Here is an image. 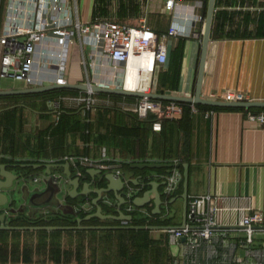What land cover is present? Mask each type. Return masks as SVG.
<instances>
[{"label": "crops", "instance_id": "1", "mask_svg": "<svg viewBox=\"0 0 264 264\" xmlns=\"http://www.w3.org/2000/svg\"><path fill=\"white\" fill-rule=\"evenodd\" d=\"M66 1L69 15H72L74 20L79 18L82 23L101 18L116 19L132 25H139L147 20L148 24L160 35L168 33L172 25H176L181 31L187 32V35L177 34L162 37V41L166 43L169 49V59L165 64L156 65L153 79L158 67L159 78L160 70L169 66L171 54L180 39L183 38L185 39V48L180 85L176 89L170 87L166 89L180 90L186 93L195 91L208 0L205 1L204 5H195L193 0L178 1L174 8L167 6V0ZM38 8L36 0H3L0 15V35L7 28H14L17 24L31 25L32 19L38 13ZM219 10H227L230 17L226 21L225 28L218 30L217 35L213 34L212 28V38L219 40V45L215 63L211 67L212 73L205 77L203 91L204 93L207 91L215 92L221 96L226 89L232 88L242 91L247 99L264 100V33L257 34L260 26L264 32V0H216L215 14ZM196 14H202L205 18L195 20ZM59 15H56V18H59ZM51 17L49 13L45 15L46 21L51 20ZM193 31L201 32V37L193 36ZM228 31H233L235 35L228 36L226 34ZM42 45L46 54L43 60L46 62L48 59L49 65L46 63L38 65V71L44 78V84L54 83L61 66L59 60L56 59L58 51L61 50V43L57 37L50 35ZM68 46L69 52L64 68L65 77L68 81H88L109 86H122L126 63L113 61L103 52L102 46L96 47V45L88 42L86 35L78 29L71 35ZM2 53L3 47H0V59ZM74 53L77 54L75 59H73ZM207 66L209 70L210 63ZM1 77L4 76L0 74V88L2 89L32 85L24 79L6 76L9 78L3 80ZM31 94L33 93L0 97L2 109L18 108L22 110L24 118L20 138L15 141L0 142V158L9 159L7 161L0 160V162H7L9 165H13L15 162L52 163L53 172L63 174L62 183L66 203L74 204L76 209H80L82 206L79 201L87 197L88 202L81 211L89 212L97 210V205L93 199L98 193L90 191L85 195L81 194V191L88 190L84 184L89 182L91 187L96 189L107 183L104 182L106 180L103 179L101 173H92L93 167L79 165L71 157L87 155L101 159L105 155L109 156L110 159L107 161L120 163L122 174L126 179L131 180L121 193L130 200L151 190L150 200L144 206L136 205L139 207V211L146 214L161 215V217L167 214L170 217V224L174 225H181L185 219L189 223L194 222L189 212L187 218L184 215L183 163L187 162L190 170L189 199L194 194H210L217 198L222 207L218 217L219 224L214 228L211 238H199L195 243L184 237L173 241L170 232L166 231L165 228L150 229L158 233L156 235L151 233L152 236L157 239L168 236L167 247L174 259V264H264V227L258 226L254 231L253 240L249 241L248 231L241 222L245 214L255 211H261L264 214V122L251 120L248 108L214 109V112L209 115L207 112H211V108H197L195 111L192 110L191 115L185 117L178 126L168 127L165 137L153 129L148 134L146 133L148 136L146 137L145 148L141 149L140 145L136 144V152L116 150V152L110 153L107 146L97 145L95 139L86 141L84 135L79 133L76 136L72 134L68 136V153L57 154L50 147L45 152L39 146V136L42 132L50 130L54 125L53 123H56L55 117L59 100H61V106L65 107H77L82 103L70 99H61L62 95L46 98ZM91 108L90 118L97 120L98 107ZM85 111L83 109V113ZM125 113L128 112L124 109L117 113L118 116H121V118L118 117L120 119L118 121L134 124L135 120ZM122 114L126 117L124 118ZM111 115L112 113H107L106 116L111 117ZM112 119H115V114L112 115ZM95 126L99 131L108 129L105 124L99 128L97 121ZM184 131L189 132V147L186 152L184 151L186 160L181 161L178 153L181 152ZM67 161L71 163L73 175L81 176V183L77 190L66 173V167L62 165ZM164 161L176 164L174 166L154 167L155 170L148 171L146 169L151 167L142 168L134 165L135 162ZM15 168L39 178L44 176L48 169L46 166L38 168L29 166L26 169ZM161 168L166 169L164 171L160 170ZM80 169L82 174H79ZM115 169L105 171H116ZM168 175H177L178 178L177 188L170 193L167 191ZM152 182H156V185H153ZM156 190H159L166 200V203L162 205L161 213L154 212ZM70 191H73L74 196L70 195ZM129 192L132 193V198L129 197ZM168 196L170 198L166 199ZM103 200H110V206L116 210V212L111 213L119 214L121 209L130 213L128 207L132 202L125 201L121 206V201L114 191L105 192ZM103 211L108 213L105 207H103ZM59 213L63 218L71 215L76 216L71 211L60 210ZM54 216H56L54 212L48 211L40 212L37 217L26 216L25 218L34 222ZM29 237L33 244L37 243L38 234ZM25 238L27 235L24 234L23 239ZM34 253L35 261L32 264H43L42 260H39L37 252ZM52 263V260H48V264ZM8 264L25 263L10 262Z\"/></svg>", "mask_w": 264, "mask_h": 264}, {"label": "trees", "instance_id": "2", "mask_svg": "<svg viewBox=\"0 0 264 264\" xmlns=\"http://www.w3.org/2000/svg\"><path fill=\"white\" fill-rule=\"evenodd\" d=\"M223 17V20H221ZM230 17L227 10H219L215 14L213 34L217 35L218 30H223L226 26V21ZM224 32V31H223ZM262 26L259 27L257 34H262ZM228 36H233V31L226 33ZM185 39L181 38L177 46L174 48L170 64L167 68H162L159 72L158 90L165 91L167 87L178 88L180 85L183 58H184ZM87 94V91L62 87L52 89L31 95L43 96L46 98H55L66 94ZM97 96L103 98H111L115 101L127 100L135 101L138 97L134 95H121L117 93L96 92ZM14 97V96H13ZM17 96L15 97V99ZM167 101V99H164ZM184 112L180 117H162L151 112L146 117H140L138 113L125 110L134 120V124H129L125 121H118L121 116L117 113L122 112V108L118 105L98 103L97 120H91V109L87 108L85 103L77 107L60 108V118L56 123H53L50 130L42 132L39 136V146L46 152L50 147L57 154L68 153L69 143L68 136L72 134L76 136L81 133L86 141L95 139V143L99 146H107L110 153L116 150L137 151L136 144L140 145L141 149L145 148L147 136L146 133L152 129L157 133L166 136L168 127H176L187 116L192 113L191 103L183 102ZM0 105V142L15 141L22 135L23 130V112L18 108L2 109ZM198 108L223 109L226 107L212 106L206 104H197ZM83 107V108H82ZM228 108V107H227ZM85 109V113H83ZM250 112H260L263 107H252L247 109ZM107 113L115 114V119L107 117ZM123 116V114H122ZM119 117V118H118ZM124 118L126 117L123 116ZM120 120V119H119ZM103 124L107 125L106 131L96 129ZM160 121L161 129H155V122ZM98 130L96 132V130ZM96 132V133H95ZM50 135V137H48ZM179 158L181 161L186 160V149L189 147V132L184 131V137L181 145ZM87 153V152H85ZM2 161L9 160L8 158H0ZM11 161V159H10ZM15 161V160H12ZM22 162H15L18 168L26 169L19 166ZM127 166L128 163H127ZM29 169V168H28ZM166 168L160 170L165 171ZM155 170V168H147ZM170 196L166 197L169 199ZM112 200V199H111ZM132 202V200H131ZM103 207L108 213L116 212L110 206L111 202L101 201ZM133 203V202H132ZM139 207L135 205L134 210L130 213L134 215L131 224H170L169 215L146 214L139 211ZM92 211H80V216H86ZM56 216L52 218H43L37 221H30L25 218L27 215H21L12 219L13 224H56V225H75L78 223L76 216L61 217V213L54 212ZM30 217V216H27ZM85 224H121L123 221L117 219H103L93 217L84 221ZM27 238L23 239V235ZM38 234V241L33 244L29 236ZM65 236H67L65 238ZM90 239L91 245L87 243ZM163 242V243H162ZM169 238H154L149 228H120V229H40V230H0V264L25 263L32 264L35 261L34 252L42 260L43 264H48V260H52V264H174V259L169 253L167 244ZM36 247V248H35ZM90 248L91 258L87 257L86 250Z\"/></svg>", "mask_w": 264, "mask_h": 264}, {"label": "built area", "instance_id": "3", "mask_svg": "<svg viewBox=\"0 0 264 264\" xmlns=\"http://www.w3.org/2000/svg\"><path fill=\"white\" fill-rule=\"evenodd\" d=\"M178 1L182 2L184 0H167V6L174 8ZM205 1L193 0L195 5H204ZM36 3L39 10L35 17L36 19H32L33 23L31 25L17 24L14 28H7L0 35V47H3L0 59V74L2 76L24 79L32 85L44 84V78L38 71V65L42 63L49 65L48 59H46V62L43 60L46 54L42 44L50 35L57 37L61 43V50L58 51L59 53L56 56L61 65L56 81H68L64 73L69 52L68 45L71 35L78 29L82 34L86 35L88 42L96 45V47L102 46L103 52L116 63L128 64L133 55L149 58L150 82L145 89L139 88L138 90L151 92L153 90V74L156 65L165 64L169 59V49L166 43L162 41V37L177 34L187 35V32L181 31L176 25H172L168 33L160 35L148 24L147 20H144L139 25H132L116 19L101 18L82 23L79 18L74 20L73 16L69 15L66 0H36ZM48 13L52 17L51 20L46 21L45 15ZM56 15H59V18H56ZM204 18L205 16L202 14L194 16L195 20H203ZM192 34L199 38L202 35L199 31H193ZM122 86H125V75ZM95 93L96 91H87V94H66L62 95L61 99L85 103L88 108L94 107L98 103L118 105L122 109L138 113L141 117H146L151 112L158 114L160 118L178 117L184 112V101H165L164 99L152 98L147 95L138 97L135 101H115L109 97L97 96ZM206 96L226 100H247L246 95L242 91L232 88L226 89L221 96H218L215 92H210ZM190 103L192 110H197V104ZM60 108L61 100L57 102L55 122L60 118ZM213 110L211 112L208 111L207 114L214 112ZM249 118L255 122H264V111L249 112ZM161 127L160 121L155 122V129L159 130ZM71 158L79 165L102 168L104 170H114L116 168V172L122 173L121 164L108 162L107 160L110 157L106 155L101 159L87 155H76ZM79 174H82L81 169ZM167 183V191L169 193L173 192L178 186L177 175H168ZM129 193V197L132 198V193ZM128 208L133 210L135 205L130 203ZM221 209L222 207L219 205L217 198L212 195L194 194L189 199V214L194 222H187L183 227H171L165 230L170 232L173 241L181 237H187L192 243L198 241L199 238L209 239L213 235L214 228L219 224L218 217ZM241 222L248 231L249 241H252L254 231L257 228L256 225L264 224V214L261 211L245 214Z\"/></svg>", "mask_w": 264, "mask_h": 264}, {"label": "water", "instance_id": "4", "mask_svg": "<svg viewBox=\"0 0 264 264\" xmlns=\"http://www.w3.org/2000/svg\"><path fill=\"white\" fill-rule=\"evenodd\" d=\"M3 0H0V15L2 10ZM216 10V0H208V11L205 23L204 36L202 40V51L200 56L199 71L197 77V85L194 92L186 93L180 90L166 89L165 91L158 90V71H156V76L153 81V90L151 92H145L138 89H128L125 86H109L103 85L96 82L88 81H66V82H54L41 85H31L28 87L20 88H0V97L4 95L11 94H24V93H40L52 89H58L62 87H67L71 89H77L81 91H96V92H106V93H117L121 95H134L137 97L150 96L152 98H160L167 100H178L184 102H193L196 104H206L212 106L220 107H241V108H252V107H264V100L258 99H247V100H226L222 98H211L206 95L210 93L207 91L204 93L203 84L207 74L212 73V66L215 63L219 40L212 38V28L214 22ZM208 63H210V69L208 70ZM176 163L173 162H135V166L139 167H163V166H174ZM180 165V163H178ZM52 163L49 162H27L20 163L19 166L26 168L29 166L42 167L46 166L48 169L46 174L39 178L38 176H33L23 170L16 169L18 164L9 165L7 162H0V230H39V229H120V228H149V229H161V228H171V227H183L186 225L185 221L181 225L174 224H131L129 221L133 220L134 215L132 213L120 210L119 214L105 213L103 211V205L101 201L104 197L105 192L111 193L114 191L121 201L132 202L138 206H144L147 201L150 200L151 190L146 191L142 196H136L133 199H127L125 194L121 191L125 189L128 182L131 180L126 179L122 173L116 171H105L102 168H92V173H101L103 175L106 185L99 188H92L91 183L87 182L84 185L88 187V190L81 191V194L85 195L90 191H95L98 195L93 199L97 205V210L88 213L86 216H80L79 213L82 207L88 202L85 199H81L79 204L82 206L80 209L74 204L66 203V195L63 190V174H56L52 170ZM66 167V173L70 177V181L75 185L77 190L81 183L80 175H73V170L71 169L70 161L63 163ZM184 165V191L182 196L185 199L184 215L185 218L188 216L189 212V163L185 162ZM13 167V168H12ZM166 182V181H165ZM156 185V182H152ZM157 196L155 198L156 208L155 213L162 212V205L166 203L162 193L156 190ZM70 195L74 196L73 191H70ZM71 211L77 215L78 223L75 225H55V224H13L12 219L21 215L34 216L40 212H60ZM93 217H100L103 219H117L123 221L121 224H85L84 221L89 220ZM11 218V219H10ZM127 221V222H125ZM264 227V224H258L256 227ZM185 239L187 237H184Z\"/></svg>", "mask_w": 264, "mask_h": 264}, {"label": "bare ground", "instance_id": "5", "mask_svg": "<svg viewBox=\"0 0 264 264\" xmlns=\"http://www.w3.org/2000/svg\"><path fill=\"white\" fill-rule=\"evenodd\" d=\"M150 59L133 55L125 70V86L128 89H145L150 82Z\"/></svg>", "mask_w": 264, "mask_h": 264}, {"label": "rangeland", "instance_id": "6", "mask_svg": "<svg viewBox=\"0 0 264 264\" xmlns=\"http://www.w3.org/2000/svg\"><path fill=\"white\" fill-rule=\"evenodd\" d=\"M76 55L77 54H73V59H75V57H76ZM3 80H6L7 78H9V77H6V76H4V77H1ZM151 233L153 234V235H156V234H158L157 232H153V231H151ZM87 243H88V245L90 246L91 245V243H90V239H87ZM86 252H87V257L88 258H91V251H90V248H88L87 250H86Z\"/></svg>", "mask_w": 264, "mask_h": 264}]
</instances>
